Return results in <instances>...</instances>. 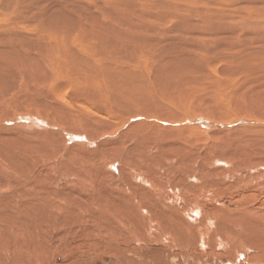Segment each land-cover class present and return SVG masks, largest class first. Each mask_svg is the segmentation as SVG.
I'll return each instance as SVG.
<instances>
[{
  "label": "bare ground",
  "instance_id": "obj_1",
  "mask_svg": "<svg viewBox=\"0 0 264 264\" xmlns=\"http://www.w3.org/2000/svg\"><path fill=\"white\" fill-rule=\"evenodd\" d=\"M243 84L256 89L253 96ZM232 86L242 88L233 93ZM257 108L264 112V0H0V257L29 248L26 239L52 224L85 221V197L103 206L105 220L124 217L140 227L139 212L149 207L141 204L151 199L131 182L125 196L105 177L115 160L142 169L128 153L119 156L127 140L146 152L181 127L196 136L200 128L240 127L259 138L247 152L264 157ZM20 129L36 141L21 142ZM62 130L74 132L67 139ZM54 134L93 147L72 146L69 154L78 171H68L88 181L89 196L74 186L59 195L49 185L47 163L67 155L61 142L50 143ZM41 162L43 183L32 171ZM254 209L227 218L264 248V209ZM175 224L174 233L187 229Z\"/></svg>",
  "mask_w": 264,
  "mask_h": 264
},
{
  "label": "rangeland",
  "instance_id": "obj_2",
  "mask_svg": "<svg viewBox=\"0 0 264 264\" xmlns=\"http://www.w3.org/2000/svg\"><path fill=\"white\" fill-rule=\"evenodd\" d=\"M243 85L245 90L243 94L253 96L256 89L248 87L247 84ZM239 86L227 87V90L230 89L229 91L234 93L242 88ZM243 96V102L245 100L249 103V98ZM234 99L233 96L229 103ZM256 110L261 114L258 116L259 119L262 118L264 121L263 110L258 108ZM216 128L218 127L209 128L207 132L200 128L198 132L200 134L197 137L195 134L190 135L181 127L177 132L175 131V136L166 137L168 140L148 141L149 149L146 152L137 144L133 145L134 140L131 143L127 140L121 143V146L119 145L120 155L119 153L116 155L124 158L128 153L127 157L131 161L137 160L138 163L137 161L135 163L142 169L130 170L126 165L115 160L114 166L108 164L110 169L105 177L109 185H114L116 187L114 190H120L123 195L127 192V194L133 193V189L128 187V182H131L134 183L132 186H135L133 188L139 195L143 194L151 199L141 204L142 207L150 208L140 210L142 221L140 227H136L128 218V221L126 218L123 220L124 217L119 220L118 217L114 218L115 220L110 219V222L109 218L105 220L102 217L105 214L103 206L96 201L90 203L91 201L85 197L84 200L87 203L83 204L88 208L86 215L84 214L85 221L77 222L78 218H74L75 221H63L60 225L52 224L47 233L36 234L35 238L26 239V243H30L29 248L28 245L26 247L18 245L15 253L10 250L9 253L1 255L0 264H264V248L259 245L260 240L251 235L248 237L242 234L241 236L239 233L241 228L227 218V216L236 217L240 212H246L245 210L255 207L258 210L264 209V177L262 175L264 157L258 153L251 156L252 153L247 152L250 142L255 141L257 136L251 134L248 137L246 129L240 127L237 130L233 127L229 128L230 130L211 131ZM26 130H22L24 135H21V142L36 141L37 138L26 136ZM65 132L63 131L61 135L63 134V137L67 135L68 139V135L74 131L71 133L67 131L69 134H64ZM117 133L119 131L114 134ZM73 137L75 138L74 135ZM74 138L73 141L70 140V144L69 140L63 138L66 140L64 142L57 134L51 136L50 143L61 142L65 145L68 156L61 151L58 159L54 157L50 160L51 164L47 163L49 170L46 171L53 177V182L49 185L55 188L59 195L75 187L79 194L89 196L92 190L87 189L88 181L79 180L74 171H68L72 166L75 171H78L76 169L78 165H73L74 161L70 162L72 156L69 154L74 149L87 152L93 147L75 144ZM82 138L81 142L86 140L85 137L82 136ZM72 146L74 149L70 150ZM126 149H128L127 152ZM95 154L98 155V152ZM91 159V162L98 161L95 158ZM39 165L38 168L33 165L32 171L35 173L36 181L40 179L43 183L44 176L42 174L39 176L36 172L39 168H46L47 165L42 162ZM127 171L131 174H126ZM253 177L256 179L254 180ZM109 185L107 184V188ZM120 202L124 211V202L122 199ZM160 208L170 213L173 219L167 222L168 218L164 219V217H168V214L163 215ZM173 220L177 225H184L183 227L187 229L185 228V231L178 229L177 233L172 232ZM127 224L129 228L125 227ZM176 224L175 228H177ZM235 232H238L239 236L235 235Z\"/></svg>",
  "mask_w": 264,
  "mask_h": 264
}]
</instances>
